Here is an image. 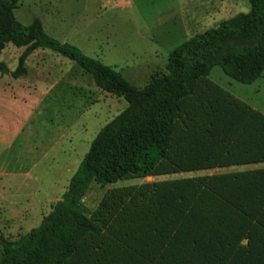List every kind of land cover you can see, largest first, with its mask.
<instances>
[{
  "label": "trees",
  "instance_id": "obj_1",
  "mask_svg": "<svg viewBox=\"0 0 264 264\" xmlns=\"http://www.w3.org/2000/svg\"><path fill=\"white\" fill-rule=\"evenodd\" d=\"M247 1V13L177 46L167 74L137 87L49 36L40 19L19 23L20 0H0V55L7 44L24 48L13 71L0 61V77H24L27 58L46 49L126 103L96 134L40 224L16 241L0 236V264H264V170L115 190L96 219L82 210L92 183L264 162V117L207 81L216 67L243 85L260 79L264 0Z\"/></svg>",
  "mask_w": 264,
  "mask_h": 264
},
{
  "label": "rangeland",
  "instance_id": "obj_2",
  "mask_svg": "<svg viewBox=\"0 0 264 264\" xmlns=\"http://www.w3.org/2000/svg\"><path fill=\"white\" fill-rule=\"evenodd\" d=\"M249 9L247 0H20L14 15L25 26L40 19L52 38L143 87L152 77L167 74V58L177 46ZM23 51L7 44L0 61L13 71ZM25 68L20 79L0 77V236L7 241L40 224L61 200L96 134L126 108L123 99L99 90L75 63L50 50H36ZM207 81L264 117V71L256 82L243 85L216 67ZM253 167L264 165L248 166ZM229 169L92 183L82 210L96 219L103 198L112 191L226 174ZM2 256L0 246V260Z\"/></svg>",
  "mask_w": 264,
  "mask_h": 264
},
{
  "label": "crops",
  "instance_id": "obj_3",
  "mask_svg": "<svg viewBox=\"0 0 264 264\" xmlns=\"http://www.w3.org/2000/svg\"><path fill=\"white\" fill-rule=\"evenodd\" d=\"M250 165H264V162L231 166V167H228V168H231V169H229L230 172H228V173L239 174V173H249V172H254V171H258V170H264V167H259V168L256 167L257 169L253 167L252 169H250V168H248V166H250ZM241 167H244V168H241ZM216 169H224V168H215V169H209V170H216ZM226 170H228V169H226ZM223 174H225V173H223ZM0 175H2V174H0ZM4 175L7 176L6 174H4Z\"/></svg>",
  "mask_w": 264,
  "mask_h": 264
}]
</instances>
